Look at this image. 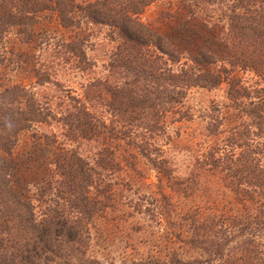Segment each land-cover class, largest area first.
<instances>
[{"label":"trees","instance_id":"trees-1","mask_svg":"<svg viewBox=\"0 0 264 264\" xmlns=\"http://www.w3.org/2000/svg\"><path fill=\"white\" fill-rule=\"evenodd\" d=\"M154 1L0 0V264H103L89 253L95 218L111 206L112 185L101 189V174L124 172L123 157L126 169L142 158L170 177L161 138L171 123L193 118L191 88L223 83L226 103L210 105L202 119L207 139L197 164L230 200L216 202L218 212L183 215L190 261L171 253L121 264H264V0H190L205 31H192L194 51L141 18ZM90 26L108 29L101 64L90 55ZM66 70L83 80L80 96L60 81ZM44 84L61 95L38 99L33 88ZM229 114L234 123L220 129ZM48 119L62 125L64 139L90 144L93 158L61 142L45 161L59 137L39 139L38 197H58L39 217L11 154L23 132Z\"/></svg>","mask_w":264,"mask_h":264},{"label":"rangeland","instance_id":"rangeland-1","mask_svg":"<svg viewBox=\"0 0 264 264\" xmlns=\"http://www.w3.org/2000/svg\"><path fill=\"white\" fill-rule=\"evenodd\" d=\"M209 8L213 10L214 3ZM194 10V4L190 0H155L141 18L153 25L155 30L182 51H194L199 47L200 42L191 40L194 37L192 31L205 32L199 17L192 15ZM195 12L200 16V11L196 9ZM89 28L93 36L91 42L95 44L90 55L97 58V63L101 64L103 62L101 55L107 47H99L98 44L106 43L105 36L108 29L95 26ZM232 75L242 77V80L247 82L258 81L253 73H242L238 69H234ZM24 78L26 76L22 75L19 81H27L23 80ZM59 79L66 89H71L73 94L79 96L82 94L83 80L79 76L64 72ZM225 90L226 86L223 83L211 91L201 88H191L188 91L185 105L193 114V118L171 123L167 136H163L160 142L162 159L165 161L163 165L169 170L170 177L163 175L158 166L156 168L142 158L134 159L130 168L126 169V160L123 157H119V160L124 172L113 173L110 174L111 176L104 172L101 174L99 187L102 189L108 184L112 185L110 187L112 198L109 201L111 206L99 212L95 218L93 237L89 244L90 255L103 264L130 263L150 257L167 259L171 253L186 255L184 258L187 261L194 258L195 251L186 248L183 244L187 228L183 215L186 213L195 215L196 209L204 214L212 213L213 210L218 212L216 202L223 205L226 204L225 201L230 200L226 190L222 188L217 190L219 184L211 176V172L201 169L199 163L197 164L198 159L202 160L204 140L207 139L204 135L205 123L202 119L210 105L226 103ZM33 91L42 101L61 95L60 91L47 84L35 85ZM52 104L49 102L50 107ZM234 120L235 116L229 114L227 122L220 129H227ZM62 132H64L62 125L51 119L33 125L20 135L18 144L11 154L20 172L23 171V187L20 189L32 199L39 217L48 206L55 207L53 200L58 201V197L54 195V190L50 193L49 202L44 201L45 197H38L36 184L39 182V177L35 176V170L42 172L43 164L37 159L44 157L38 151L42 146L37 143L39 139L44 140L46 135L50 141L52 135L59 137L58 141L47 149L45 161H49L58 152L61 142L65 145L71 143L67 138L60 136ZM71 146L89 162L92 161L90 144L78 140V143H71ZM94 192L95 190L91 191L92 194ZM210 207L213 210H209ZM186 249L188 252L184 254Z\"/></svg>","mask_w":264,"mask_h":264}]
</instances>
